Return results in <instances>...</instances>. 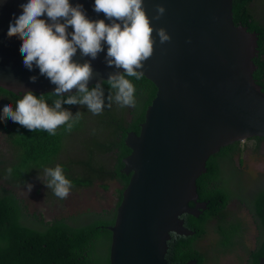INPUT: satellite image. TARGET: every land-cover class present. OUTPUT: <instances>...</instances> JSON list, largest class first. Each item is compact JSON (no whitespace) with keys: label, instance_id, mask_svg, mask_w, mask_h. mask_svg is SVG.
<instances>
[{"label":"water","instance_id":"obj_1","mask_svg":"<svg viewBox=\"0 0 264 264\" xmlns=\"http://www.w3.org/2000/svg\"><path fill=\"white\" fill-rule=\"evenodd\" d=\"M70 2L83 4L89 18L103 19V13L92 11V0ZM234 3L144 0L153 44L150 57L137 71L153 81L159 93L140 139L127 135L126 146L133 155L123 162L124 174L135 175L125 189L113 228H104L112 232L110 264H169L170 233H195L185 227L180 214L198 216L208 207V201L200 200L195 182L206 173L209 157L231 144L264 139V92L255 79L259 34L236 24ZM158 5L164 12L154 19ZM20 8L19 0H0V86L14 93L52 94L55 85L38 68L29 71L23 66L22 38L6 31L13 10ZM249 11L264 26V0H253ZM157 29L169 39L161 43ZM72 59L90 63L88 87L106 82L110 74L123 73L106 64L105 51L93 60L82 57L78 49ZM261 59L264 63V54ZM32 76L35 82L29 80Z\"/></svg>","mask_w":264,"mask_h":264},{"label":"trees","instance_id":"obj_2","mask_svg":"<svg viewBox=\"0 0 264 264\" xmlns=\"http://www.w3.org/2000/svg\"><path fill=\"white\" fill-rule=\"evenodd\" d=\"M252 1L235 0L234 20L236 24H242L249 31L259 34L261 53L256 61L259 69L255 79L264 92V63L261 59V55L264 54V26L257 23L249 11ZM127 78L136 89L135 106L121 107L114 99L110 100V97L114 96V90L110 89L106 82L101 84L106 107L100 114L93 115L83 105L62 104V108L66 110L75 109L73 116L79 113L73 128L81 129L80 122H83L85 127L82 132H88L89 136L95 137V140L92 138L90 141L91 150L95 149L101 154L105 149H116L118 155L108 157L112 160L110 166L94 167L93 157H90L89 161L79 160L77 164L71 161L70 168L59 164V157L65 151V139L72 132V129L66 130L64 125L56 129L55 135H49L42 130L29 131L17 125L18 123L14 125L12 131L3 126L11 137V144L18 153L19 162L11 165L1 162L4 166L2 174L19 185L29 182L30 172L60 165L65 177L72 182L71 188H87L96 182H116L118 187L115 190V205L112 208H103L98 212L87 210L77 217H53L50 220H43L38 211H30L26 202L12 191L0 189V264H110L111 232L104 228L114 225L124 188L131 178L122 173L123 161L131 155L125 141L128 134L140 135V125L146 121L147 110L158 93L155 84L144 76L139 80L134 77ZM20 96L0 88V99L12 103L13 107ZM42 96L49 105L57 98L52 94ZM94 117L97 120V127L93 128L95 132L86 131L87 125ZM249 142H256L259 148L264 144V139L255 138ZM240 146L236 144L223 149L208 163L207 174L198 181L199 198L208 201V207L199 217L189 213L181 216L185 220V226L195 232V235L171 233L172 239L168 242L169 251L166 257L169 264H187L192 260L198 264L212 262L211 260L207 262V256L198 248L199 242L207 236L212 221L216 224L217 245L222 248L221 253L224 255L235 253L242 244L244 239L240 233L245 231L243 221L234 220L236 224H230L232 217L228 219L227 212L229 202L234 199L235 190L228 187L226 180L221 179L225 175L221 168L222 163L236 159L242 153ZM13 165L15 166L13 173L9 175L6 169ZM77 168H80V171ZM20 171L25 175L20 174ZM261 182L260 178L249 198L242 200L254 218L258 239L255 249L248 253L247 264H260L264 258V186H261ZM225 189L231 191L226 192ZM86 214L89 216L83 220ZM221 231L229 232L231 235L235 232L237 234L230 240L220 243ZM99 246L104 248V253L98 254Z\"/></svg>","mask_w":264,"mask_h":264},{"label":"clouds","instance_id":"obj_3","mask_svg":"<svg viewBox=\"0 0 264 264\" xmlns=\"http://www.w3.org/2000/svg\"><path fill=\"white\" fill-rule=\"evenodd\" d=\"M19 2L21 8L13 10L6 31L22 38L19 49L23 53V66L29 71L34 66L38 68L39 73L55 85L52 95L57 98L49 105L44 96L24 91L15 101V107L10 102L0 105V119L6 116L29 131L42 130L55 135L62 125L70 131L79 117V113L73 116L62 104L83 105L93 115L100 114L106 107L103 88L100 83L88 88L92 68L87 61L78 63L72 59L78 49L82 57L93 60L105 51L106 64L123 69L122 74L108 77L106 83L114 90L110 100L114 99L121 107L135 106L136 89L127 77L141 78L142 73L137 69L150 57L153 44V29L144 0H92V11L103 13V19L89 18L83 4L70 0ZM163 12L164 8L158 5L154 19H159ZM157 35L161 43L169 39L163 29H157ZM29 80L35 82L36 77ZM73 88L76 94L62 97ZM43 174L45 185L54 196L64 199L69 195L72 182L65 177L60 165L45 167ZM28 188L30 190L31 185Z\"/></svg>","mask_w":264,"mask_h":264},{"label":"rangeland","instance_id":"obj_4","mask_svg":"<svg viewBox=\"0 0 264 264\" xmlns=\"http://www.w3.org/2000/svg\"><path fill=\"white\" fill-rule=\"evenodd\" d=\"M7 100L0 99V105ZM74 113L75 109L71 108L68 110ZM82 128L74 129L66 137L65 151L59 157L58 163L71 167V161L77 162L79 160L85 161L90 160L93 157V166H106L111 165L112 160L108 157L118 155L116 149L105 150L101 154L95 149H92L90 141L95 137L88 135V132L84 131L85 124L80 122ZM17 123L12 122L10 118L6 117L0 119V189L5 191H12L18 198L23 199L29 206L30 211H38L41 214L43 220H50L53 217H77L80 214L92 211H100L103 208H112L115 205V190L118 187L116 182L100 183L96 182L91 187L85 188H71L69 195L64 199H59L53 195L52 190L48 189L45 185V179L43 170L33 171L29 173V182L23 185H19L14 182L8 176L2 174L4 166L1 162L7 165L17 164L19 162L18 153L11 144V137L8 132L5 131L4 127H8L10 131L14 129V125ZM97 120L94 117L90 124L87 125L86 131L92 130L97 127ZM18 125V124H17ZM256 142H243L240 149L242 153L234 160L224 161L221 165L222 171L224 172V178L227 183L234 185L235 195L227 207V212L231 219H242L244 222L245 231L243 234V241L240 247H238L235 253L224 255L222 248L218 247L217 240L218 235L216 233L215 221H212L209 226L207 236L201 240L198 244V248L207 256V262L211 260L209 264H246L249 251H252L256 247V234L257 230L253 224V219L249 214L248 210L245 209V203L243 199L249 198L254 186H257V181L261 178V186H264V144L259 148ZM77 164V163H76ZM98 166V167H99ZM14 165L7 168L8 174H12ZM10 170V171H9ZM26 169H23V171ZM80 171V168H77ZM20 174L25 175L24 172L20 171ZM28 185H31L29 190ZM225 191H231L225 189ZM89 214H86L83 220L87 219ZM234 224V222H230ZM237 232L231 235L226 231L220 233V243L230 240L232 236H235ZM98 254L104 253L103 247H98ZM224 255V256H223Z\"/></svg>","mask_w":264,"mask_h":264},{"label":"bare ground","instance_id":"obj_5","mask_svg":"<svg viewBox=\"0 0 264 264\" xmlns=\"http://www.w3.org/2000/svg\"><path fill=\"white\" fill-rule=\"evenodd\" d=\"M142 76H144V77H146L148 80H150L145 74H142ZM151 81V80H150ZM107 82V81H106ZM151 82H153V81H151ZM154 83V82H153ZM100 84H102V83H100ZM155 84V83H154ZM94 86H96V85H94ZM155 86L157 87V85L155 84ZM91 87H93V86H90V87H88V88H91ZM0 88H3V89H5V90H7V91H9V92H12V91H10V90H8V89H6L5 87H3V86H0ZM157 89H158V93H159V88L157 87ZM12 93H14V92H12ZM158 93H157V96H156V98L154 99V101H153V103L156 101V99H157V97H158ZM15 95H22L23 93H14ZM36 94H38V93H36ZM74 94H76V91H73V92H70V93H66V94H62V96H68V95H74ZM38 95H43V94H38ZM152 103V104H153ZM152 104L150 105V107L152 106ZM150 107L148 108V110H147V113H146V118H147V115H148V112H149V109H150ZM144 124H145V122L144 123H142L141 125H140V135L139 136H136L135 134H133L134 135V137L136 138V139H140V136H141V131H142V127H144ZM128 135H130V134H128ZM255 139V138H254ZM258 139H263V138H258ZM126 140H127V138H126ZM252 139H249V140H245V141H242V142H238V143H235V144H231V145H229V146H227V147H225L224 149H226V148H229V147H231V146H234V145H236V144H243V142H247V141H251ZM125 145H126V141H125ZM129 150H130V152H131V155L128 157V158H130L132 155H133V150L130 148V147H128V146H126ZM223 150V149H222ZM222 150H220L219 152H217L216 154H214V155H212V156H210L209 157V159H208V163L210 162V160L213 158V157H216L217 155H219V153L222 151ZM127 158V159H128ZM127 159H125V160H127ZM124 160V161H125ZM123 161V162H124ZM207 166H208V164H207ZM124 170H125V166H124V169H123V171H122V173L124 174ZM207 172H208V169L206 170V173H204V174H202V175H199L198 176V178H197V180H196V182H195V185H196V189H197V191H198V181L200 180V178L202 177V176H204L205 174H207ZM135 175V173L133 172V171H131L130 173H128L127 174V177H129V176H131V178H130V181L132 180V178H133V176ZM130 181H129V183H130ZM129 183H128V185H129ZM127 185V186H128ZM227 185L228 186H230L232 189H234L235 190V188H234V185H232V184H229V183H227ZM127 186L124 188V191H123V194H122V197H123V195H124V192H125V189L127 188ZM199 194V193H198ZM121 203V202H120ZM118 208H119V206H118ZM118 208H117V211H118ZM245 209H247L248 210V208H245ZM248 212H249V214L251 215V217H252V219L254 220V218H253V216H252V214H251V212L248 210ZM185 213H189V212H183V213H181L180 214V216H179V218L180 219H182L183 220V222H184V225H185V220L181 217L183 214H185ZM203 213V212H202ZM201 213V214H202ZM116 214H117V212H116ZM189 214H191V213H189ZM201 214H199L198 216H196V217H199ZM191 215H193V214H191ZM195 216V215H194ZM68 217H73V216H68ZM232 216H230L229 215V217H228V219L229 218H231ZM116 218V217H115ZM232 221L231 222H234V224H236V221H234V220H238V221H243L242 219H239V218H237V219H231ZM243 224H244V222H243ZM253 224H254V222H253ZM186 227V226H185ZM245 227V226H244ZM109 228H113V225L112 226H110ZM256 228V227H255ZM110 231V230H109ZM111 232V231H110ZM175 234H177V233H175ZM177 235H180V234H177ZM192 235H195V233L194 234H191V235H188V236H192ZM170 237H171V233H170ZM256 237V236H255ZM111 238H112V232H111ZM172 239V238H171ZM170 239V240H171ZM169 240V241H170ZM168 241V242H169ZM257 241H258V239H257ZM168 242H167V254H168V251H169V246H168ZM167 254H166V257H167ZM109 256H110V250H109ZM166 260H167V258H166ZM192 261H195V260H192ZM197 262V261H196ZM196 264H198V262L196 263ZM246 264H247V261H246Z\"/></svg>","mask_w":264,"mask_h":264},{"label":"flooded vegetation","instance_id":"obj_6","mask_svg":"<svg viewBox=\"0 0 264 264\" xmlns=\"http://www.w3.org/2000/svg\"><path fill=\"white\" fill-rule=\"evenodd\" d=\"M228 187H230V186H228ZM255 238H256V242H257V236Z\"/></svg>","mask_w":264,"mask_h":264}]
</instances>
